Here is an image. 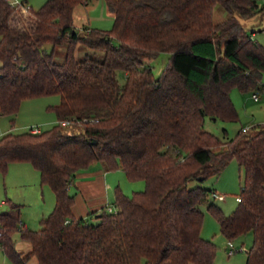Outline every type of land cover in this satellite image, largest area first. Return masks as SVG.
I'll list each match as a JSON object with an SVG mask.
<instances>
[{"label": "trees", "instance_id": "trees-1", "mask_svg": "<svg viewBox=\"0 0 264 264\" xmlns=\"http://www.w3.org/2000/svg\"><path fill=\"white\" fill-rule=\"evenodd\" d=\"M105 1L110 30L75 26V8L91 0H47L39 9L0 0V117L16 116L25 99L61 97L51 128L0 137V172L30 163L56 197L38 230L24 224L19 205L0 211V249L15 264H215L217 246L202 235L206 205L229 241L253 233L246 264H264V125L231 139L206 127L207 119L239 120L234 87H260L264 45L239 17L264 14V0ZM217 7L228 13L221 22ZM81 47L102 59H79ZM161 52L170 63L156 76L150 62ZM232 159L245 178L241 201L225 214L209 200L215 189L189 183ZM94 163L146 186L133 196L117 187L115 210L77 218L69 188ZM17 232L27 252L17 249Z\"/></svg>", "mask_w": 264, "mask_h": 264}, {"label": "rangeland", "instance_id": "rangeland-1", "mask_svg": "<svg viewBox=\"0 0 264 264\" xmlns=\"http://www.w3.org/2000/svg\"><path fill=\"white\" fill-rule=\"evenodd\" d=\"M26 2L27 6L39 9L47 0H17ZM228 17V13L221 7L215 10V21L221 22ZM242 25L250 32H253V39L264 45V14H257L250 18L239 17ZM74 24L81 30L83 27H92L102 30H110L114 25L112 16L105 0H91L89 5H78L74 11ZM118 44V40H114ZM44 48L52 51L53 45L46 44ZM55 60L62 61L65 55V47L57 46L55 49ZM102 59V51H91L87 48H78L79 59L86 57ZM171 53L161 52L154 58L150 65L156 76H160L170 63ZM119 80L125 82V75L119 72ZM258 94V100L253 95ZM232 100L238 110L239 120L227 122L222 120L207 119L206 127L220 138L227 135L228 138L236 137L243 127L249 128V132L254 127L264 125V74L261 78L259 88H249L248 90L234 87L231 91ZM61 101L60 95L35 97L25 99L20 106L16 116L0 117V137L8 133H22L32 127L40 130H47L57 123V115L53 106ZM227 129V134L224 133ZM101 164V163H99ZM244 169L236 159H232L220 174H215L207 178L204 182L191 181L189 186L201 184L204 187L213 188L220 194L218 198L210 197V201L221 207L225 214H230L237 208V198L241 195L244 185ZM110 183L113 189L120 187L122 191L133 196L134 192L145 189L146 183L143 180L132 181L121 169L110 171ZM111 191V205H114V194ZM3 201H6L3 203ZM56 197L52 188L42 182L41 173L30 163L12 162L6 174L0 172V211L12 208V205H19L20 217L24 224L34 230L41 227V220L47 217L55 207ZM204 211V222L202 235L206 239L215 242L217 254L215 264H246L247 251L253 244V233L233 239L235 249L233 255L229 254V239L223 235L216 218L208 211L206 205H202ZM15 245L19 251L27 252L30 244L21 238L20 232L14 236ZM246 249L240 250L241 247ZM36 259L31 258L28 264H36ZM0 264H15L0 249Z\"/></svg>", "mask_w": 264, "mask_h": 264}, {"label": "crops", "instance_id": "crops-1", "mask_svg": "<svg viewBox=\"0 0 264 264\" xmlns=\"http://www.w3.org/2000/svg\"><path fill=\"white\" fill-rule=\"evenodd\" d=\"M110 182V171H107L102 164L94 163L88 169L81 171L69 188L70 192L76 195L73 208L75 217L86 218L103 208H113L110 193L113 192L115 200L116 190H112L113 186Z\"/></svg>", "mask_w": 264, "mask_h": 264}, {"label": "built area", "instance_id": "built-area-1", "mask_svg": "<svg viewBox=\"0 0 264 264\" xmlns=\"http://www.w3.org/2000/svg\"><path fill=\"white\" fill-rule=\"evenodd\" d=\"M12 5L14 7H18L21 6V2L17 1V0H11ZM253 97L257 100L258 99V94H254ZM247 128H244V130H246ZM32 132L37 133L40 131V129L38 127H32L31 128ZM212 197L214 198H218L220 196V194L216 191L212 192ZM237 201H241V197L237 198ZM113 208H109V210H112ZM246 249L244 246L240 248V250H244ZM237 250L235 249L234 243L233 241H229V254L233 255Z\"/></svg>", "mask_w": 264, "mask_h": 264}]
</instances>
